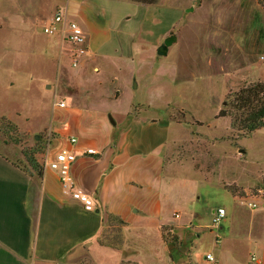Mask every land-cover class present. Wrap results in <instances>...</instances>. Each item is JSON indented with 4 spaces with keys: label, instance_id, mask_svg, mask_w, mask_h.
Here are the masks:
<instances>
[{
    "label": "crops",
    "instance_id": "obj_1",
    "mask_svg": "<svg viewBox=\"0 0 264 264\" xmlns=\"http://www.w3.org/2000/svg\"><path fill=\"white\" fill-rule=\"evenodd\" d=\"M65 1L75 11L73 22L84 36L82 45H73L63 39V30L54 34L61 36L63 49L69 44L75 53L82 50L76 56L71 54L72 67L91 66L99 73L92 55L97 50L106 55L118 50L120 56L133 60V42L154 46L158 57L169 22L163 8L154 7L157 12L149 18L147 4L128 0L144 7L143 18L128 29L120 24L134 16L117 18L120 5L115 1ZM90 17H94L90 24L95 31L105 34L101 41L90 39L81 26ZM257 79L264 80V73ZM118 82L115 77L108 81L100 101L65 100L63 107L58 102L53 121L35 132L11 121L27 136V146H35L34 158L42 174L38 178L28 172L21 147L0 139V264H173L162 227L182 228L178 219L188 205L194 207L200 199L198 186L208 182L190 165L173 160L180 154L181 144L191 137L192 126L169 116L173 106L168 100L161 106L135 100L133 92L139 83L134 77L127 89ZM41 87L48 89L46 83ZM125 93L134 99L122 108L117 104ZM71 138L76 139L75 145ZM86 149L95 154H86ZM62 150L81 153L71 174L77 187L92 197V211H85L64 194L57 174L44 165ZM188 181L189 193L181 198L178 185ZM232 200V216L209 230L214 241L212 253L207 255L216 264H264V197L250 201L232 196ZM218 208L223 206L213 207L211 212ZM241 246L249 247L250 258L239 257Z\"/></svg>",
    "mask_w": 264,
    "mask_h": 264
},
{
    "label": "rangeland",
    "instance_id": "obj_2",
    "mask_svg": "<svg viewBox=\"0 0 264 264\" xmlns=\"http://www.w3.org/2000/svg\"><path fill=\"white\" fill-rule=\"evenodd\" d=\"M111 1L120 5L117 18L134 16L121 23L122 27L131 29L143 18V6L128 0ZM153 3L156 6L146 3L149 18L158 7L169 21L159 44L170 40L167 56L155 57L154 46L135 42L130 49L133 60L120 56L118 50L109 55L92 51L100 69L97 73L91 66L72 67L74 46L63 49L60 35L43 32L58 13L75 21V11L65 0H0V139L20 146L22 153L34 149L11 121L35 132L53 121L58 102L94 103L102 100L100 94L111 78L127 89L134 77L139 83L133 92L135 100L151 106L168 100L173 106L169 116L192 126L191 137L173 160L190 165L208 181L198 186L196 205H188L178 219L182 228L172 232L178 243L166 244L168 256L173 264H211L206 259L214 241L209 234L211 209L223 206L225 221L235 212L232 196L250 201L264 197V128L245 136L232 128L230 117L217 118L241 88L264 82L257 79L264 73V0ZM91 21L80 24L90 39L101 41L105 34L92 27L94 17ZM45 83L48 89L41 87ZM134 98L125 93L117 105L124 108ZM25 168L31 171L27 163ZM183 183L176 190L181 198L190 190V182ZM237 254L242 260L251 256L247 246H241Z\"/></svg>",
    "mask_w": 264,
    "mask_h": 264
},
{
    "label": "built area",
    "instance_id": "obj_3",
    "mask_svg": "<svg viewBox=\"0 0 264 264\" xmlns=\"http://www.w3.org/2000/svg\"><path fill=\"white\" fill-rule=\"evenodd\" d=\"M59 30L64 32V40L73 45H82L84 42V36L81 28L77 23L73 21L64 22V17L62 13H58L53 17L52 21L43 27V32L46 35L52 36L56 34ZM82 53V50H79L75 53L74 56ZM264 61V58L262 57ZM73 66H76V61L73 63ZM64 103H59V107H63ZM70 143L72 145L76 144V139L71 138ZM86 154H95L93 149H86ZM81 154L80 152L62 150L58 152L55 157L45 162V166L54 171L61 185V189L64 194L70 196L73 200L79 202L85 211H92L94 208V202L92 197L79 189L75 183V180L71 174V167L76 161L77 156ZM254 206V205H253ZM226 217V212L223 208H218L211 213V226L219 225ZM207 261L211 264H216L215 259L211 255L206 256ZM254 261V258H252Z\"/></svg>",
    "mask_w": 264,
    "mask_h": 264
},
{
    "label": "trees",
    "instance_id": "obj_4",
    "mask_svg": "<svg viewBox=\"0 0 264 264\" xmlns=\"http://www.w3.org/2000/svg\"><path fill=\"white\" fill-rule=\"evenodd\" d=\"M137 2L151 4L154 0H138ZM233 110L238 112V114H234ZM227 116L231 119L232 128L238 129L245 136L264 128V82H255L241 88L232 97L229 108L226 104L225 108L221 109L217 114V118ZM13 128L17 131L16 126H13ZM35 151L36 148L29 149L23 151L22 154L28 168L35 176L40 178L42 167L34 158ZM173 230V227H162V238L166 244L176 245L178 243V237L172 233ZM170 257L172 259L171 255Z\"/></svg>",
    "mask_w": 264,
    "mask_h": 264
},
{
    "label": "water",
    "instance_id": "obj_5",
    "mask_svg": "<svg viewBox=\"0 0 264 264\" xmlns=\"http://www.w3.org/2000/svg\"><path fill=\"white\" fill-rule=\"evenodd\" d=\"M170 44H171L170 40H168V39L165 40L164 44L161 45L159 47V49L157 50V55L158 56H166V54H167V48L170 46Z\"/></svg>",
    "mask_w": 264,
    "mask_h": 264
}]
</instances>
